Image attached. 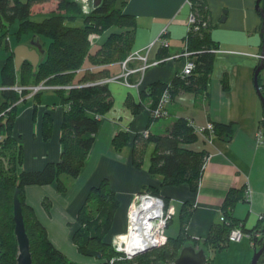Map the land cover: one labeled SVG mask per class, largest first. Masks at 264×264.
<instances>
[{
    "label": "trees",
    "instance_id": "trees-1",
    "mask_svg": "<svg viewBox=\"0 0 264 264\" xmlns=\"http://www.w3.org/2000/svg\"><path fill=\"white\" fill-rule=\"evenodd\" d=\"M48 1L0 0V48H7L9 25L15 22L17 29L14 33L17 36H34L45 50L35 71L28 61L17 71L12 52L0 70V264H16L18 248L14 235L13 195L17 188L30 241L32 264L169 263L177 257L187 241L193 247L205 251L206 264H213L215 253L228 247V236L235 227L250 233L257 249L261 247L264 241V214L251 230L244 229L234 215L235 205L246 200L244 186H240L227 191L220 207V218L212 224L206 236L190 237L187 225L193 208L184 203L180 213V231L176 237H168L163 245L138 253L131 259L124 258L115 250L112 241L106 238L119 208L116 192L107 178L89 189L76 216L77 227L71 235L76 252L86 260L75 262L53 244L47 228L37 218L33 207L25 202V187L55 184L60 193L68 189L69 181L79 177L102 118L113 106L109 84L101 81L109 76L108 70L83 67L87 61L91 66L102 67L126 59L133 46L135 18L124 12L126 0H101L95 6L77 0H57L55 9L39 15L38 20L34 19L32 6ZM189 1L196 21L187 30L185 48L180 56L193 61L191 73L180 72L169 83L155 82L148 85L141 91V98L150 97L149 104L142 99L137 103L132 100L126 102L133 114L148 108L150 122L162 118L154 116L153 110L164 91L171 101L182 91L204 95L208 86L218 45L210 35L213 25L207 0ZM39 83L55 87L52 90L57 100L53 105L62 108L60 156L56 162H48L42 169L25 170L24 146L19 137L13 134V127L24 97L30 91L28 88ZM14 86H19L20 91ZM43 90L35 92L28 99L33 107L34 120ZM259 125L263 127L262 119ZM52 127L53 117L46 112L41 120L43 140L50 139ZM144 131L134 135L132 164L135 167L142 165L145 147L152 143L148 173L151 176L159 175L162 187L186 183L195 191L207 157L205 151L194 150L190 146L198 137L195 125L189 119L179 117L166 128L164 134H152L149 131L144 136ZM235 131V122L214 123L212 133L207 131L205 134L230 141ZM128 141V132L119 130L111 144L120 151ZM140 191L159 195V188L154 186H144ZM50 204V198L45 196L44 208L48 209ZM260 259V263H264V251Z\"/></svg>",
    "mask_w": 264,
    "mask_h": 264
},
{
    "label": "crops",
    "instance_id": "crops-1",
    "mask_svg": "<svg viewBox=\"0 0 264 264\" xmlns=\"http://www.w3.org/2000/svg\"><path fill=\"white\" fill-rule=\"evenodd\" d=\"M255 3L256 0H207L213 25L210 35L217 42L218 49L205 94L179 92L168 102V115L150 122L148 108L133 114L126 102L132 100L137 103L142 99L149 104L151 98H141V91L155 82L169 83L180 73L185 61V57L180 54L185 48L191 6L188 0H126L124 12L135 18L130 53L137 51L145 54L147 67L130 73L127 83L123 79L108 81L113 106L103 116L85 165L79 177L69 181L68 189L59 193L55 184L27 185L24 191L25 202L33 207L37 218L47 228L53 244L65 254L70 255L62 245L73 247L71 235L77 227L76 216L89 189L104 178L110 180L120 203L106 237L108 240L126 230L129 205L134 194L144 186L159 188L158 196L174 209V215L165 229L167 237L179 234L180 213L184 203L193 208L187 225L188 234L191 238L206 236L212 224L220 218V207L227 191L240 186H244L246 200L235 205L234 215L246 230L258 225L259 217L264 214V143L263 135L258 139V134L263 132V127L259 125L263 108L254 84V75L261 60L259 55L263 37L262 18L255 9ZM260 6L264 8V0L260 1ZM222 17L224 19L221 21ZM30 39L32 37L21 43L27 44ZM19 40L15 44L9 38L6 41L7 48H2L0 52V70ZM121 62L103 68L108 70L109 76H117L122 72ZM142 64L141 60L132 59L128 62V68H137ZM83 68L96 69L101 66H91L87 61ZM260 81L264 88L262 69ZM46 89L42 93L41 103L36 106V119L33 118V107L28 100L31 97L27 96L29 98H24L14 123L13 134L19 137L24 146L25 170L42 169L46 163L56 162L60 156L62 108L53 105L57 100L53 88ZM46 112L53 117L49 140L41 137V120ZM179 117L189 119L196 127L209 122L236 123V131L230 141L197 134V140L190 145L192 149L203 150L207 154L195 191L186 183L162 187L161 177L151 176L147 171L149 158L142 163L144 169H136L132 164L134 135L145 129L152 134H164L166 128ZM119 130L128 132L129 141L123 148L127 155L119 153L117 158L110 144ZM152 146L151 143L145 147L148 156ZM45 194L51 200L48 209L43 206ZM72 249L74 253L69 257L77 262L86 260L74 247ZM253 253V239L244 236L215 253L213 264H250Z\"/></svg>",
    "mask_w": 264,
    "mask_h": 264
},
{
    "label": "built area",
    "instance_id": "built-area-1",
    "mask_svg": "<svg viewBox=\"0 0 264 264\" xmlns=\"http://www.w3.org/2000/svg\"><path fill=\"white\" fill-rule=\"evenodd\" d=\"M80 2L87 3L89 6H95L94 0H77ZM190 4V1H188ZM195 16L192 13H189L187 24L188 28L190 25L195 24ZM197 27V26H195ZM167 45L166 43H164ZM260 57V56H259ZM132 59H139L144 64L137 68H128L126 70L125 75H128L131 72L143 70L147 67L146 63V55L140 52L130 53L126 59L123 60V66L126 65ZM194 67V63L191 60H186L182 69V73L190 74L191 70ZM112 78H109V81ZM107 82V81H106ZM52 88L42 83L39 86H30L28 89L30 90L28 96H32L35 92L41 89ZM14 89L20 91L19 86H14ZM169 102L166 91H164L157 102L156 107L153 110V114L156 117H166L167 116V104ZM195 130L197 134H205V132L212 133L213 124L207 123L205 126L196 127ZM148 135V131H144V136ZM262 136L260 132L258 134V139ZM211 138V136H207ZM174 215V209L169 206L166 201L158 196L151 194L146 191L137 192L134 194L132 202L130 204V208L128 211V224L127 231L123 234H118L114 237L113 244L114 248L118 252L124 253V257L127 259L131 258L133 252L143 248L146 245H150L152 243L163 245L167 241V236L165 233L166 226L168 222L171 220ZM249 233L243 231L240 227H235L231 230L228 241L236 242L242 239L244 236H249ZM250 238V236H249ZM158 247V246H157ZM128 250V251H127ZM141 253V252H140ZM136 255V254H135Z\"/></svg>",
    "mask_w": 264,
    "mask_h": 264
},
{
    "label": "water",
    "instance_id": "water-1",
    "mask_svg": "<svg viewBox=\"0 0 264 264\" xmlns=\"http://www.w3.org/2000/svg\"><path fill=\"white\" fill-rule=\"evenodd\" d=\"M261 0H256L255 9H257L262 18V27L261 32L264 31V8L260 6ZM101 0H94V5H99ZM224 19L222 17L221 21ZM45 52L43 46L40 44L39 40L31 39L29 43H19L17 46L13 48V61L14 67L18 71L19 67L25 61H28L32 65V70L35 71L36 67L40 61V56ZM261 60L259 66L255 70L254 75V84L256 87L257 94L259 96L262 108H263V143H264V96L261 92V85L258 84L257 75L260 70L263 68V59H264V37H263V45L261 54L259 55ZM19 189L17 188L13 195V220H14V235L17 241L18 253L16 257V264H32V257L30 252V241L28 234L25 229L24 217L22 212V205L20 198L18 196ZM160 244L152 243L150 245H146L143 248L133 252L131 255L138 254L140 252H144L145 250H149L159 246ZM254 253L251 259L250 264H264L260 263L261 255L264 251V241L257 249L254 245ZM0 255H1V246H0ZM207 254L203 249H196L192 245H184L181 247L177 257L169 263H156V264H206Z\"/></svg>",
    "mask_w": 264,
    "mask_h": 264
},
{
    "label": "rangeland",
    "instance_id": "rangeland-1",
    "mask_svg": "<svg viewBox=\"0 0 264 264\" xmlns=\"http://www.w3.org/2000/svg\"><path fill=\"white\" fill-rule=\"evenodd\" d=\"M56 5H57V0H50V1H48V2H44V3H39V4H35V5H33L32 6V14L35 16L34 17V19H40V17H38L39 15H42V14H45V13H47V12H49V11H52L53 9H55L56 8ZM16 29H17V23H12V24H10L9 25V33L7 34V37L10 39V41H11V43L12 44H15L19 39V43H21L22 41H24V42H26L27 40H28V34H21V35H19V36H17L16 35V33H14V31H16ZM262 37H264V31L262 32ZM32 39L33 40H37L36 39V37L34 38V36L32 37ZM31 40V39H30ZM29 40V41H30ZM46 42H48L47 40H45ZM18 43V44H19ZM15 46H17V45H15ZM14 46V47H15ZM2 51V48H0V52ZM123 62H121V66H122V72L120 73V75H117V76H113L112 77V75L111 76H108V77H106L105 79H101V81H103V82H108L109 81V78H112V80L111 81H116V80H118V79H123V81L125 82V83H127V77H128V75L130 74H128V75H125V73H126V70L128 69V62L126 63V65L125 66H123V64H122ZM101 68H103V66L101 67ZM132 73V72H131ZM262 73H263V75H264V66H263V68H262ZM78 78V77H77ZM76 78V79H77ZM257 81H258V84L259 85H261L260 83H261V81H260V72L258 73V75H257ZM41 83H39V84H37V85H34V86H39ZM42 85H43V83H42ZM47 90V89H46ZM39 91V90H38ZM44 91V90H43ZM261 92H262V94H263V96H264V88H262L261 87ZM28 94H30V93H28ZM28 94L26 95V96H28ZM31 97V96H30ZM25 98V97H24ZM167 107H168V104H167ZM166 107V108H167ZM167 115H168V109H167ZM262 120H263V118H262ZM149 144H151V143H149ZM111 146H112V144H110ZM112 150L114 151V153L116 154L115 156L117 157V158H119V153H121V154H125L126 152L124 151V149H122L121 151H119V150H115L114 148H113V146H112ZM147 153H148V151L147 152H145L144 153V156H143V164H144V161H148V158H150V155L148 156L147 155ZM126 155H127V153H126ZM126 157V156H125ZM121 159V158H120ZM150 160V159H149ZM141 165L140 167H135L134 165V167L136 168V169H141V167L143 168L144 167V165ZM144 169V168H143ZM109 184H110V186H111V182H110V180H109ZM92 187H94V186H92ZM45 196H48L49 197V195L48 194H45L44 195V197ZM132 202V201H131ZM120 204V203H119ZM131 204V203H130ZM129 208H130V205H129ZM128 211H129V209H128ZM127 216H128V213H127ZM173 217V216H172ZM175 218H177V215H175ZM172 219V218H171ZM76 222V221H75ZM112 224H113V222H112ZM127 224H128V218H127ZM127 231V225H126V230L123 232V233H125ZM123 233H121V234H123ZM256 234L257 233H255V236H256ZM249 236H250V238H251V235H250V233L248 234ZM108 236V235H107ZM106 236V237H107ZM201 238V237H200ZM167 239H168V237H167ZM113 240H114V238L111 240L112 241V243H113ZM188 244H190V243H185V245H188ZM67 246H64V245H62L63 246V248L64 249H66L67 251V253L68 254H70L69 256H72L73 255V253H74V251H73V247H74V245H73V247L71 248V246L70 245H68V244H66ZM190 245H192V244H190ZM113 246H114V244H113ZM184 246V245H183ZM198 246V245H197ZM253 246H254V243H253ZM196 248V247H195ZM196 249H199L198 247L196 248ZM116 250V249H115ZM145 251H147V250H145ZM118 252V251H117ZM120 254H122L121 256L122 257H124V253H122V252H119ZM68 256V255H67ZM68 256V257H69ZM133 257H135V255L134 256H131V258H133ZM70 259H72L71 257H69ZM124 258H127V257H124ZM130 258V259H131ZM72 260H74L75 262H77L75 259H72Z\"/></svg>",
    "mask_w": 264,
    "mask_h": 264
},
{
    "label": "bare ground",
    "instance_id": "bare-ground-1",
    "mask_svg": "<svg viewBox=\"0 0 264 264\" xmlns=\"http://www.w3.org/2000/svg\"><path fill=\"white\" fill-rule=\"evenodd\" d=\"M188 1H189V0H188ZM202 25H203V23H201V26H202ZM12 51H13V50H11V52H12ZM186 60H188V59L185 58V61H186ZM185 61H184V64H185ZM183 66H184V65H183ZM182 69H183V67H182ZM182 69H181L180 72H182ZM19 70H20V67H19ZM48 87H49V86H48ZM52 88H55V87H52ZM166 94H167V93H166ZM167 96H168V95H167ZM54 106H55V105H54ZM163 118H164V117H163ZM139 192H141V191H139ZM127 251H128V250H127Z\"/></svg>",
    "mask_w": 264,
    "mask_h": 264
}]
</instances>
